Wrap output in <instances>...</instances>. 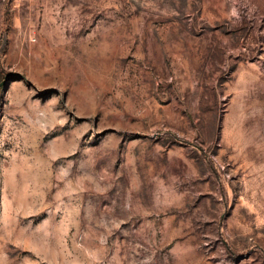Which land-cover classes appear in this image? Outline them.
<instances>
[{
	"label": "rangeland",
	"instance_id": "obj_1",
	"mask_svg": "<svg viewBox=\"0 0 264 264\" xmlns=\"http://www.w3.org/2000/svg\"><path fill=\"white\" fill-rule=\"evenodd\" d=\"M1 82L0 264H264V0H0Z\"/></svg>",
	"mask_w": 264,
	"mask_h": 264
},
{
	"label": "water",
	"instance_id": "obj_2",
	"mask_svg": "<svg viewBox=\"0 0 264 264\" xmlns=\"http://www.w3.org/2000/svg\"><path fill=\"white\" fill-rule=\"evenodd\" d=\"M9 74H11V73H9ZM3 83H4V82H1V83H0V86H1Z\"/></svg>",
	"mask_w": 264,
	"mask_h": 264
}]
</instances>
